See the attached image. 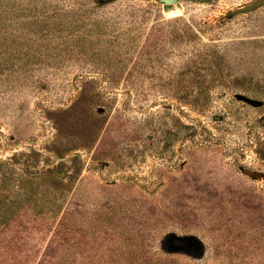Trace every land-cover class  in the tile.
Returning <instances> with one entry per match:
<instances>
[{"label":"rangeland","instance_id":"374dc122","mask_svg":"<svg viewBox=\"0 0 264 264\" xmlns=\"http://www.w3.org/2000/svg\"><path fill=\"white\" fill-rule=\"evenodd\" d=\"M254 1L0 0V229L37 204L14 252L42 254L56 189L115 216L142 203L166 237L158 264H210L232 215L264 232V3L240 10ZM7 239L0 264H19Z\"/></svg>","mask_w":264,"mask_h":264},{"label":"trees","instance_id":"16d2710c","mask_svg":"<svg viewBox=\"0 0 264 264\" xmlns=\"http://www.w3.org/2000/svg\"><path fill=\"white\" fill-rule=\"evenodd\" d=\"M3 11V6H0V29H3L5 20ZM45 18L47 17H36L38 22H47ZM1 37L4 35L0 32ZM54 178L63 180L58 175ZM57 191L52 192L54 203L63 208V211L42 254L40 255V250L33 252L35 254L32 260H28L27 253L33 248L30 246L26 250L23 248L14 252L16 244L25 243L28 237L27 230L17 227L23 222L30 224L27 217L23 216L28 209H36L37 204L2 220L1 225L5 227L0 229V236L8 237V242L1 247L3 252H11L17 257L20 255L17 260L19 264H158L154 263L152 255L154 256L157 248L164 250L161 241L166 237L162 236L159 228L154 227L152 218H148L142 210V203L135 208L132 204L133 210L128 214L125 212L115 216L107 210L98 211L93 198H83V195L76 194L69 200H64L62 198L66 191ZM255 214L254 219H260L257 211ZM236 216L232 215L230 224L226 223L217 233L218 239L229 244H216L210 264H264V232H257V236L249 235V230L240 228ZM0 219L4 217L1 216ZM235 221L236 224L239 223L238 226ZM233 233H241L240 240L230 241L229 237Z\"/></svg>","mask_w":264,"mask_h":264},{"label":"water","instance_id":"95a60500","mask_svg":"<svg viewBox=\"0 0 264 264\" xmlns=\"http://www.w3.org/2000/svg\"><path fill=\"white\" fill-rule=\"evenodd\" d=\"M163 2L165 4H175L177 2V0H163ZM264 3V0H255L254 2H252L251 4L241 8V11H250L253 10L254 8L262 5Z\"/></svg>","mask_w":264,"mask_h":264}]
</instances>
